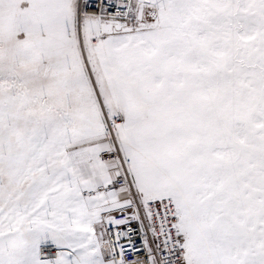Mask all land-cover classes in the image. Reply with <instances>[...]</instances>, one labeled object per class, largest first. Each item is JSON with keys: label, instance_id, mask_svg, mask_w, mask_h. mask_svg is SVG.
<instances>
[{"label": "snow or ice", "instance_id": "snow-or-ice-1", "mask_svg": "<svg viewBox=\"0 0 264 264\" xmlns=\"http://www.w3.org/2000/svg\"><path fill=\"white\" fill-rule=\"evenodd\" d=\"M0 264H264V0H0Z\"/></svg>", "mask_w": 264, "mask_h": 264}]
</instances>
